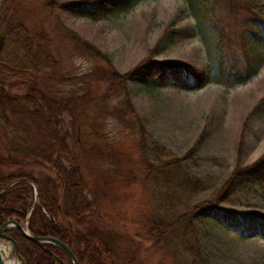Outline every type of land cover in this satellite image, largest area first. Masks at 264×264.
<instances>
[{"label": "rangeland", "instance_id": "374dc122", "mask_svg": "<svg viewBox=\"0 0 264 264\" xmlns=\"http://www.w3.org/2000/svg\"><path fill=\"white\" fill-rule=\"evenodd\" d=\"M12 1L31 34L44 31L50 38L56 66L38 84L66 105L60 125L67 155L77 158L86 195L96 201L95 214L74 221V230L93 231L119 264H264L263 237L243 238L214 217L198 224V249L192 242L175 246L177 236L164 245L146 229L153 216L206 200L264 213V182L221 193L236 166L264 155V38L258 36L264 34V0H247L238 14L213 0H135L128 10L96 19L66 9L52 12L46 6L52 0ZM147 58L203 69L207 81L195 90L132 80L119 87L104 75L128 72ZM247 60L254 72L246 81L220 72L234 65L244 70ZM10 75L0 77H17ZM6 118L0 122L1 156L10 153L14 137L33 143L43 137L37 120ZM171 158H181L202 184L188 203L166 201L162 166ZM2 170L56 181L50 166L33 159Z\"/></svg>", "mask_w": 264, "mask_h": 264}, {"label": "trees", "instance_id": "16d2710c", "mask_svg": "<svg viewBox=\"0 0 264 264\" xmlns=\"http://www.w3.org/2000/svg\"><path fill=\"white\" fill-rule=\"evenodd\" d=\"M134 1L52 0L47 2L46 6L52 12L66 9L73 14L96 19L117 11L128 10ZM213 2L222 3L230 12L236 14L250 3L247 0ZM261 22L264 25V21ZM261 31L264 33V28ZM0 33L3 35L0 40V76L4 72L11 74L10 76H17L13 81L0 77V122L7 120L8 114L27 116L35 119V122L37 120L38 133L43 135V139L40 136L36 143L21 136V139L14 137L8 149L10 153L7 156L0 155V190L11 181L22 178L0 194V224L13 219L20 224H26L33 235L59 237L76 254L79 264H119L117 254L108 244L99 241L97 237L94 238L93 231L89 230L85 235H81L73 228L74 221L86 214H95L96 201L90 200L86 195L85 181L77 158L74 156L69 158L67 155L68 143L61 134L60 125L61 111L66 105L58 98L45 93L38 84L39 76L56 66V60L50 52L51 42L48 34L44 31L31 34L25 24L18 20L12 0H0ZM258 36L264 38V34L259 33ZM79 38L86 48L94 50L96 55H102L110 61L92 42L80 36ZM250 61L247 60L244 70H239L234 65L226 70L220 67V72L235 75L237 82L246 81L254 72V66ZM104 75L108 81L119 87H124L132 80L151 86H176L191 90L202 87L208 78L207 72L203 69L153 58L142 60L128 72L109 70ZM40 128L43 129L42 132ZM142 144L146 146L145 138ZM28 159L50 166L55 172L56 181L49 176L38 177L26 171L7 174L2 172L3 167L28 162ZM66 159H71L70 165L65 163ZM180 160L181 158H171L162 166L163 185L166 187L164 191L169 197L166 199L167 202L177 199L188 203L202 185ZM164 166L169 168L166 169ZM231 172L222 188L221 193L225 196L235 185L242 187L247 183L264 182V155L252 165L236 166ZM25 179H31L37 184L39 202L43 207L34 202L33 185ZM185 206L178 212L175 209L150 218L146 228L148 235L164 245L173 240L172 236H177L175 246L178 247L182 243L186 246L187 242H192L191 248L198 249L200 233L198 224L203 217H214L218 223L243 238L256 236L264 238V213L232 210L216 204L213 200ZM6 234L16 240L19 254L23 256L26 264H72L67 254L55 244L31 241L16 228H11Z\"/></svg>", "mask_w": 264, "mask_h": 264}, {"label": "water", "instance_id": "95a60500", "mask_svg": "<svg viewBox=\"0 0 264 264\" xmlns=\"http://www.w3.org/2000/svg\"><path fill=\"white\" fill-rule=\"evenodd\" d=\"M21 179L22 178H18L16 180L11 181V183H8V185L4 189L0 190V194L6 192L11 185L19 182V180ZM25 180L28 182L30 181V183L33 185V190L35 192L34 202L39 207H43L42 203L39 202V192H38L37 184L31 179H25ZM11 228L18 229L22 235H24L27 239L31 241H34L40 244L50 243L53 245L54 244L57 245L64 252V254H67L72 264H79L76 254H74L71 248L69 247V245L66 244L65 242H62L59 237H55V236L52 237V236H46V235H42V236L33 235L31 234V232L29 231L28 227L25 224L23 223L20 224L16 220H13V219L6 220L0 224V264H6L5 259L3 257V248L1 247V244L3 242H8L10 246H12V253L15 255V257L19 259L21 264H26V261L23 258V256H20L19 254V246L16 240L13 238V236H9L8 234H6V232L10 230Z\"/></svg>", "mask_w": 264, "mask_h": 264}, {"label": "bare ground", "instance_id": "6f19581e", "mask_svg": "<svg viewBox=\"0 0 264 264\" xmlns=\"http://www.w3.org/2000/svg\"><path fill=\"white\" fill-rule=\"evenodd\" d=\"M1 247L3 248V257L6 264H21L19 259L12 253V246L8 242H3Z\"/></svg>", "mask_w": 264, "mask_h": 264}, {"label": "flooded vegetation", "instance_id": "af4514ba", "mask_svg": "<svg viewBox=\"0 0 264 264\" xmlns=\"http://www.w3.org/2000/svg\"><path fill=\"white\" fill-rule=\"evenodd\" d=\"M26 225V224H25ZM27 226V225H26Z\"/></svg>", "mask_w": 264, "mask_h": 264}]
</instances>
